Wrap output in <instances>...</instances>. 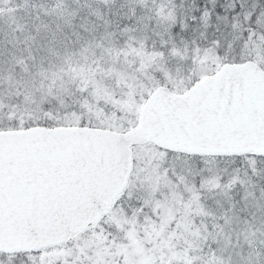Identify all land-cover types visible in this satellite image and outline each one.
<instances>
[{"label": "snow or ice", "instance_id": "obj_1", "mask_svg": "<svg viewBox=\"0 0 264 264\" xmlns=\"http://www.w3.org/2000/svg\"><path fill=\"white\" fill-rule=\"evenodd\" d=\"M0 264H264V0H0Z\"/></svg>", "mask_w": 264, "mask_h": 264}]
</instances>
